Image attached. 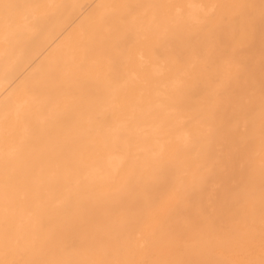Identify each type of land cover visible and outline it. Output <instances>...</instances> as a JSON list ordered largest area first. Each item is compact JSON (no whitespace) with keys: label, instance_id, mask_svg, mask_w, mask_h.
I'll list each match as a JSON object with an SVG mask.
<instances>
[{"label":"bare ground","instance_id":"1","mask_svg":"<svg viewBox=\"0 0 264 264\" xmlns=\"http://www.w3.org/2000/svg\"><path fill=\"white\" fill-rule=\"evenodd\" d=\"M0 264H264V0H0Z\"/></svg>","mask_w":264,"mask_h":264}]
</instances>
